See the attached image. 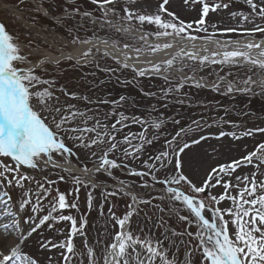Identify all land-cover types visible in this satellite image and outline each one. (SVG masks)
<instances>
[{
	"label": "rangeland",
	"instance_id": "rangeland-1",
	"mask_svg": "<svg viewBox=\"0 0 264 264\" xmlns=\"http://www.w3.org/2000/svg\"><path fill=\"white\" fill-rule=\"evenodd\" d=\"M161 1L117 0L115 4L108 6L114 9V13L109 12L105 17L104 10L93 4L91 0H0V22L16 39L22 54L27 56L29 62H36L41 58L34 51L48 49L56 52L57 47L72 50L75 46L90 40H108L122 48L127 44L130 47L125 49L135 51L140 48L142 51L139 53L152 52L147 50L148 46L157 44L147 46L144 40L135 35V31H140L143 35L155 33L156 26L147 23L141 26L138 21H126L121 17L124 16L125 8L141 14H157ZM172 2L167 5L168 7L165 6L167 11L174 13L185 23H193L190 32L195 37L211 36L220 40H236L250 36L264 39V32L245 34V30H252L257 26L264 27V19L255 16L246 0H204L210 5H228L227 8L220 7L216 11H209L205 17L206 32L197 30L195 24L201 17L202 3H185V0H172ZM254 2L259 5L261 0ZM38 4L47 9L48 16L42 13ZM85 13H89L94 19L83 15ZM232 13H236V16L233 17ZM242 15L252 17V21H243ZM162 18L171 19L167 14ZM127 27H131L132 31L117 30ZM228 28L237 31H222ZM147 38L158 37L152 34ZM159 45L163 49V44ZM220 58L216 57V59ZM88 59L92 61L88 62L86 67L78 65L86 63ZM122 66L113 62L105 53L92 49L87 57L83 55L77 61L66 59L59 63H48L35 70V74L42 79L53 82L50 87L59 98L57 106L75 105L76 109L85 113L84 117H77L72 121L70 126L94 127L99 121L96 132L84 134L86 143L90 144L91 139H96L97 133L107 131L109 134L102 142L89 147H84L75 140H66V145L72 149L73 155L54 154L53 159L58 163H73L79 168L89 169L93 165H99L100 158L107 152L108 158L125 166L126 170H124L127 173L144 170L150 177L146 176L147 178L142 179L130 176L120 168L95 171L85 177L74 170L64 171L59 167L51 166L36 170L21 166L18 173H7L6 177L0 178V195L2 200L6 199L9 203L10 211L13 213L11 221L15 227L12 237L6 241L5 247H9V251L4 255H9L12 247L19 246L21 254L34 258L38 264H69L64 259L65 254L70 256V264H92L93 261L95 264H104L108 246L120 230L116 218H123L130 211L129 205H133L132 195L117 188L119 183H123L129 188L136 185L139 188L136 191L139 193L146 191V197L141 199L140 207L138 206L131 216L132 226L129 230L134 236H139L140 239L150 237L154 242L163 240V247L167 250L168 257L175 259L176 264H186V262L206 264L201 251L198 250L199 240L194 235L187 234L189 232L195 234L198 230L195 222L189 223L194 218L179 202L166 199V191L161 190L160 187L163 184L152 180V175L163 179L166 174H173L174 168L169 165L166 169H160L154 157L162 151H171L166 141L172 140L180 129H191L182 137H178L173 147L181 146L183 143L190 144L182 154L184 174L197 186H202L213 168L241 160L249 153L260 150L258 146L264 143V132L253 131L251 135L245 133L250 129H264V90L261 87L264 69L252 66L248 62L201 64L183 55H176L171 67L161 64L160 73L156 77L149 74L138 76L134 69ZM166 67L167 71H165ZM111 74L120 75V79L109 82L106 75ZM165 76L168 77L167 80L164 79ZM249 77L256 81L250 86V92L228 91V81L234 89L244 88L246 85L243 81ZM125 81H132L134 84H127ZM197 82L202 86L197 87ZM214 84L218 85V88L213 87ZM136 87L143 88L139 92H143L144 89L148 92L142 95L143 99H146L148 112L139 108L134 100L139 93ZM81 92L97 94L104 99H93L92 96V101L84 100L83 96L78 95ZM68 93H75L76 98ZM118 95L125 99L117 101ZM102 100L105 103H101ZM161 103L168 106L159 109ZM40 114L42 117L48 116L47 112ZM118 120L121 123L112 128ZM154 123H160L161 126L155 128ZM221 132L225 135L220 136ZM230 133H235V137L229 135ZM141 134L144 135L143 141L140 139ZM112 136L114 140L109 138ZM201 136L205 139L200 140ZM125 137H128V142H125ZM148 140L152 142L147 143ZM193 140L200 142L193 144ZM112 143H116L117 148L109 151ZM141 144L142 148L137 151L136 147ZM125 150L130 154L125 155ZM153 163L159 171L152 172L149 169L148 165ZM0 165L15 168V162L11 158L0 157ZM0 170H3V167H0ZM254 173L257 184L264 183V160L253 159L252 163L236 168L231 175L221 174V177L222 181H230L235 185L237 176H247L251 180ZM14 174L27 176L29 179L24 180L22 186H17L15 181L9 184L8 180L12 179ZM61 176L63 179H60ZM74 178H79L82 183L77 184ZM211 183L215 184V180ZM39 184H43L44 188L40 189ZM145 184L150 185V188L144 187ZM154 184L159 186L152 187L151 185ZM180 187L186 194H191L186 185L182 184ZM239 187H244L243 181L240 182ZM44 191H48L46 197ZM37 192L44 198L38 211L34 212ZM224 192L225 189L221 184L207 189L206 194L198 195L219 198ZM59 193L65 194L66 201L69 204L75 203L77 208L60 210L57 205V210L52 216L71 215L76 219L78 228L81 224L84 225L82 229L84 235H76L72 238L74 253H67L66 248H53L51 244L47 248L41 247L42 243L48 241L57 245L61 241L67 243L71 230L70 221L50 219L37 228L36 232L28 235L30 228L38 224L44 215L49 214L51 204L54 198H58ZM229 194L238 197V190L230 188ZM260 194L262 193L258 189L257 195ZM89 195H91V209L88 205ZM25 200L28 203L21 208V203ZM145 200L149 202L143 203ZM213 206L221 210L234 208L228 199ZM112 213L115 214L114 217ZM204 215L211 220L210 211H205ZM180 216L188 217L189 220H181ZM232 218L224 214V219L229 222V235L234 238L236 229L231 223ZM89 248L92 250L91 255L88 252ZM127 258L129 264H134L131 256ZM8 264H17V262L13 259ZM155 264H160L159 260Z\"/></svg>",
	"mask_w": 264,
	"mask_h": 264
},
{
	"label": "snow or ice",
	"instance_id": "snow-or-ice-1",
	"mask_svg": "<svg viewBox=\"0 0 264 264\" xmlns=\"http://www.w3.org/2000/svg\"><path fill=\"white\" fill-rule=\"evenodd\" d=\"M93 4H96L99 8L104 10L105 17L109 12L114 13V9L109 8V5H113L117 0H91ZM134 2V0H133ZM200 2L203 4L201 17L195 22L197 30L207 31L204 28L205 17L209 11H216L218 8H227V4H215L210 5L204 0H185V3ZM169 3V0H162L159 6L157 14H141L133 11L129 8L124 9V16L121 19L126 21H138L141 26L145 23L148 25H155V33H145L140 37L147 44V37L154 34L157 37H173L188 39L190 41L196 40L198 37L191 35L190 30L193 29V23H185L179 20L174 13L168 12L165 7ZM246 3L252 8L255 16L264 19V0L258 5L254 0H246ZM259 11L257 12V9ZM78 11V9H77ZM167 14L171 19H163L162 16ZM89 15V13H85ZM233 17L236 13H232ZM243 21L251 22L252 17L247 15L241 16ZM215 27V25H213ZM118 31L131 32L132 28L127 27L123 29H117ZM223 32H235L237 29L228 28L223 29ZM264 32V27L257 26L252 30H245V34H253L255 32ZM206 41H211V36L202 37ZM75 42V41H74ZM219 44V41H214ZM87 43V41H85ZM229 45H235L232 50H228ZM171 43L163 44L164 49L171 48ZM125 48H129V45H124ZM195 46L193 45V48ZM221 47L224 49L222 53L212 52L210 55L201 56L197 51L185 52L181 49L178 55L187 56L192 61H199L201 64L210 62L213 64H236L248 62L252 66H258L260 69H264V42L256 43L249 41L245 45H241L240 41H227L224 42ZM161 49V45L148 46L147 50L156 52ZM207 51V49H204ZM253 50H259L257 56H253ZM91 50H89L90 52ZM137 53L142 49H135ZM89 52L84 53V57H87ZM221 57L216 59V57ZM127 59V56L125 57ZM175 62V57L164 62L167 67H171ZM27 56L22 54L20 45L16 42V39L6 30V26L0 22V157L11 158L15 162V168L7 165H0L3 170H0V178L6 177L7 173H18L21 166H27L32 170L37 168H44L48 166L58 167L55 163L54 154H61L62 156L73 155L72 149L66 145V140H75L84 147L90 145H96L102 142L105 136H108V132L97 133L96 139H91L90 144L84 140L85 133L96 132L99 126L94 127H72L71 122L76 120L77 117H84L85 113L76 109L75 105L57 106L59 104V98L55 95L54 91L50 87L52 81L42 79L39 75L35 74V69L38 65H31L29 67H23L22 65H28ZM125 68L132 67L138 76H145L148 74V69L136 68L135 65H129L124 63ZM167 67L165 71H167ZM161 65H152L151 71L159 74ZM168 79L167 76L164 77ZM246 85L244 88L234 89L233 85L229 84L228 91L232 92H250L251 85L255 84L251 77L243 81ZM40 86V87H38ZM183 85L181 84V87ZM197 87L202 86L199 82L196 83ZM217 87L218 85H213ZM261 87L264 90V79L261 80ZM171 91V89H169ZM68 95L76 98L75 93H68ZM87 100V97H83ZM125 98L120 97L123 101ZM115 103V102H114ZM39 109V111L37 110ZM41 112H47V117H42ZM91 119V117H88ZM48 120V122H45ZM140 123L141 121H134ZM121 121H117L112 125V128L116 127V124H120ZM179 123V121H175ZM196 123V122H194ZM155 128H159L160 123H154ZM199 127V125H197ZM191 129H180L172 140L166 141L168 148L171 149L162 151L159 155L154 157V160L159 163L160 169H166L169 165L174 168V173L171 175H165L163 179H158L156 175H152V180L156 183H161L166 186L165 191L167 197L173 202H179L194 218L193 221L197 225V232L187 233L188 235H194L199 240L198 250L201 251L204 262L206 264H264V183L257 184L255 180V173L251 180L247 176L236 177L237 183L232 185L230 181H222L221 174L231 175L236 168L246 164L252 163L253 157L256 153H249L248 156L241 158V160H235L228 164L218 165L208 173L207 178L203 181L202 186H197L187 175L184 174V162L182 161V154L190 147L189 143H183L181 146L173 147L177 143V138L182 137L187 131ZM253 131L264 132V129L248 130L245 135H251ZM220 136H224L225 133L221 132ZM235 137V133H230ZM114 140V136L109 137ZM238 138V137H237ZM140 139L144 140V135L141 134ZM205 139L201 136L200 140ZM200 140H193L192 143H199ZM125 142H128V137H125ZM148 140L147 143H151ZM142 144L136 147L139 151L142 148ZM259 149L264 152V143L260 144ZM117 148L116 143H112L109 151ZM130 153L125 150V155ZM95 155V153H93ZM264 160V156L258 157ZM148 163L147 161L145 162ZM152 172H157L159 169L156 164L148 165ZM120 165L113 159L108 158L106 152L104 156L100 158L99 166L95 171L99 172L101 169L109 171L110 169L119 168ZM87 172V169H85ZM132 174L137 176H143L144 172H133ZM29 177L21 175H13V178L8 180L9 184L13 181L17 186H22L24 180H28ZM63 179V176L60 177ZM77 184L82 183L79 178H74ZM215 180V184L211 181ZM243 181L244 187L240 188V182ZM54 183V182H53ZM184 184L190 189L191 194H186L181 189V185ZM224 187L225 192L217 198L216 196L206 195L200 197L198 194H206L207 189L221 185ZM40 189L44 188L43 184H39ZM144 187H148L147 184ZM230 188H236L238 190V197L229 194ZM258 189L260 195H257ZM78 190V189H77ZM58 191V190H57ZM31 195V193H29ZM48 195V191H44V197ZM39 192L36 193V206L33 207V211H38L42 199L44 198ZM247 197V198H246ZM228 199L234 205L233 207L221 210L218 205L221 201ZM133 204L136 203V197L132 196ZM145 200L143 203H148ZM28 203L27 200L21 203V208ZM57 205L60 210L66 208H77L75 203L69 204L66 201V196L63 193H59L58 198H54L51 204L50 212L48 215H44L38 224L31 227L28 235L36 232L37 228L43 225L50 219L58 221H70L71 230L67 243L61 241L58 245L52 244L51 241L41 244L42 248H47L49 244L53 248L60 247L66 248L67 253H74V245L72 238L76 235L83 236L82 231L84 225L81 224L77 227V221L71 215H59L53 217L52 213L57 210ZM89 209H91V195H89L88 201ZM130 211H128L123 218H116V223L120 227V231L116 233L113 242L108 246L110 252L105 257V264H129L127 257L131 256L134 264H155L159 260L160 264H176L175 259H170L167 255V250L163 247V240L153 241L150 237L140 239L139 236H134L130 230H128L127 222L133 215L135 209L132 205H129ZM111 212V209L109 210ZM205 211L211 212V220L204 215ZM224 214H227L232 218L231 223L235 227L234 238L229 235L228 221L224 219ZM113 217L115 216L112 213ZM179 219L188 221L189 218L180 216ZM86 223V222H85ZM22 238V237H21ZM166 238V237H165ZM171 243V242H170ZM139 246V250L137 247ZM131 249V253H129ZM91 255L92 250L88 249ZM0 264H8L13 259L17 264H38L34 258L27 255H23L20 252L19 246L12 247L9 255H3L0 253ZM109 257H111L109 259ZM65 261L70 264V256L64 255ZM92 264H95L93 261ZM190 264V262H186Z\"/></svg>",
	"mask_w": 264,
	"mask_h": 264
},
{
	"label": "bare ground",
	"instance_id": "bare-ground-1",
	"mask_svg": "<svg viewBox=\"0 0 264 264\" xmlns=\"http://www.w3.org/2000/svg\"><path fill=\"white\" fill-rule=\"evenodd\" d=\"M42 13L46 14L44 9H42ZM135 35L141 37L143 33H141L140 31H135ZM214 41H219L220 43L217 44ZM236 41H240L241 45H245L249 41L256 43L264 42V39L259 40L249 36ZM224 42L227 41L218 40V39H213L211 41L196 39L194 41H190L188 39H181L179 37L177 38L158 37L154 39L147 38V46L148 44H153V43H161V44L171 43L173 46L168 49L163 48L156 52L137 53L136 51L122 48L108 40H97V41L82 43L80 45L75 46L72 50H66L57 47L56 52L50 51L48 49H44L43 51H34V52H37V54L41 56V58L38 60L37 63L39 64V66L43 67L48 63L61 62L66 59H73L77 61L78 58L82 57L84 53L89 52V50H91L93 47L96 50L104 52L113 62H116L121 66L124 63H127L129 65H135L136 68L148 69L149 75H158L153 73V71H151L152 65L164 64L165 61L172 59L176 55H178V53L181 52V49H183L185 52L197 51L201 56L209 55L212 52L222 53L224 49L221 47V45ZM193 45L195 46L194 48ZM234 47L235 45H229L228 50H232ZM205 48L207 49V51L204 50ZM258 52L259 50H253L252 55L255 57L257 56ZM126 56L127 59H125ZM31 65H36V63L30 62L29 66ZM128 68L133 69L132 67H128ZM61 165L69 169L70 168L78 169L77 166L74 165L73 163H63ZM2 199L3 198L0 195V253L4 255L7 254V252L9 251V247L8 248L5 247L7 246L6 241L12 237L11 235H13V231H14L13 229L15 226L13 224V221H11V217H13V213L10 211L9 203L8 201H6V199L5 200ZM110 251L111 250L109 248L107 255ZM110 258L111 257H109V259Z\"/></svg>",
	"mask_w": 264,
	"mask_h": 264
},
{
	"label": "trees",
	"instance_id": "trees-1",
	"mask_svg": "<svg viewBox=\"0 0 264 264\" xmlns=\"http://www.w3.org/2000/svg\"><path fill=\"white\" fill-rule=\"evenodd\" d=\"M127 84H128V83H127ZM137 177H140V178L143 179L145 176H137ZM145 178H147V177H145ZM131 187H132L133 189H135V190H136V189H139L136 185H132ZM144 190H145V189H144ZM144 198H145V197H144Z\"/></svg>",
	"mask_w": 264,
	"mask_h": 264
},
{
	"label": "water",
	"instance_id": "water-1",
	"mask_svg": "<svg viewBox=\"0 0 264 264\" xmlns=\"http://www.w3.org/2000/svg\"><path fill=\"white\" fill-rule=\"evenodd\" d=\"M93 169H95V168H93ZM132 194H135L134 192H132Z\"/></svg>",
	"mask_w": 264,
	"mask_h": 264
}]
</instances>
